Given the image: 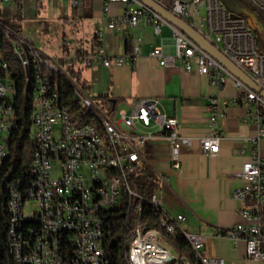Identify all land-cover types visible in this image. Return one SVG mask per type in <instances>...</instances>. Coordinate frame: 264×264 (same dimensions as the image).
<instances>
[{"label":"built area","instance_id":"built-area-1","mask_svg":"<svg viewBox=\"0 0 264 264\" xmlns=\"http://www.w3.org/2000/svg\"><path fill=\"white\" fill-rule=\"evenodd\" d=\"M13 1L28 6L32 1L44 0H0V5ZM164 8L182 20L189 22L207 41L212 43L226 58L248 75L264 90V49L258 36L253 32L250 22L243 16L228 11L223 0H156ZM251 8L264 15V0H244ZM74 6L78 0H72ZM110 3L125 6L120 20L129 23L132 30L139 28L147 19L159 34L163 25L170 24L159 13L140 0H104L107 10ZM197 15L193 24L191 18ZM113 20L108 27L113 29L120 22ZM12 33V41L7 45H20L23 56L33 62L36 70V89L31 137L33 148L27 168H35V175L23 176L8 184V197H3L0 189V231L6 230L8 253L16 264H110L105 251L104 240L111 235L113 224L111 214L128 200L130 210L137 201L136 212L140 214V205L146 199L132 187L131 182L141 165L142 155L138 145L147 138H168L174 155L189 139L184 137L176 118L170 116L157 98L136 100L131 110L115 111L108 107L105 112L94 98L88 96L80 87L79 99L86 108L98 109V114L109 126V132L116 137L118 159L123 160V187L114 186V176L107 169L104 147H97L96 133L87 124L81 129L69 127V120L75 116L65 114L59 105V94L51 91V80L44 74L59 73V64L45 56L35 44V38L23 31ZM134 54L140 52L137 42L142 35H134ZM174 50L166 53L162 47H155L150 56L157 59L161 66L181 65L187 72L192 69V61L197 63L198 71L211 78L213 84L223 87L227 79L236 89V95L229 99L234 104L254 105V120L259 126V134L254 139H264V98L258 92L243 83L223 65L216 62L202 47L179 29H174ZM1 42V37H0ZM5 48H0V166L9 155V141L15 127L14 80L10 72L9 61L3 57ZM100 53L85 57L83 62L91 66ZM105 67L121 66L133 61V55L102 57ZM8 84V85H7ZM222 100L213 97L210 101V133L201 139L202 151L214 156L220 151V136L216 126L224 117ZM174 168L180 167L176 159ZM244 180L234 195L240 202V220L235 223L227 236L235 242H244L247 257L264 260V155L255 151L240 173ZM163 182V178H160ZM159 192V191H158ZM158 192L150 201L159 214L160 226L169 232L189 233L183 223L185 214L172 215L164 209ZM34 201L36 207L29 212L28 203ZM40 219V226L29 227L19 234V241L10 240V230H15L19 220ZM165 218L177 219V226L165 225ZM130 252L129 264L141 252L160 243V231L145 229L138 225ZM197 248L202 249L205 237L190 233ZM70 241H78V248H70ZM176 259L177 264H188L185 257L173 255L166 249L160 261H148L145 264H165ZM213 264H223L221 258L206 257Z\"/></svg>","mask_w":264,"mask_h":264},{"label":"crops","instance_id":"crops-1","mask_svg":"<svg viewBox=\"0 0 264 264\" xmlns=\"http://www.w3.org/2000/svg\"><path fill=\"white\" fill-rule=\"evenodd\" d=\"M15 5L17 12H33L35 15L46 7L56 20L77 26L76 56L78 50L82 51L79 54L81 61L100 53L101 57L88 66V71L95 72V75H89L91 81L80 86L88 96L107 100L111 110V100L115 99L116 112H129L141 98L161 101L166 112L177 119L184 137L189 139L183 143L177 158L168 138H147L138 145L141 164H147L159 178H163L158 196L164 209L172 215L185 214L184 229L205 237L204 256L221 258L223 264H264V260L247 257L244 242H235L227 236L240 220L241 204L234 193L244 184L240 177L243 166L255 151L264 155V139L254 141L260 130L254 120L255 106L229 102L236 95L231 79H227L223 87L213 84L209 76L199 73L195 60L189 72L179 64L161 66L150 52L155 47H162L166 53L172 52L176 27L163 25L160 33L155 34L154 26L145 19L139 28L132 30L127 21L120 20L125 13L123 4L110 3L107 10L104 0H78L77 6L72 0ZM193 17L197 18V15ZM193 17L191 22L194 24ZM116 19L120 22L110 29L109 23ZM137 34L142 35L137 42L141 50L134 54L136 41L133 37ZM86 43L92 46L91 50ZM121 55H133V61L111 67L102 64L104 56ZM213 97L223 101L224 117L216 126L220 151L207 156L202 151L201 139L210 133L209 105ZM176 159L180 162L179 168L173 166Z\"/></svg>","mask_w":264,"mask_h":264},{"label":"trees","instance_id":"trees-1","mask_svg":"<svg viewBox=\"0 0 264 264\" xmlns=\"http://www.w3.org/2000/svg\"><path fill=\"white\" fill-rule=\"evenodd\" d=\"M241 4L242 8L236 6ZM226 8L233 15L243 16L249 21L257 20L263 28L260 30L254 28L253 32L258 36L259 43L264 49V15L251 8L243 0L225 1ZM24 17L22 11L14 17L4 15L0 7V48H5L3 57L9 61L10 72L14 80V108H15V127L12 131L9 141V155L0 166V189L3 197H8V184L11 181L21 179L26 175L28 164L30 163L33 142L31 137L32 117L34 112V77L33 74L36 66L30 62L29 74L31 79L27 80V74L22 66L19 58L13 52L12 46L8 44L10 41L6 38V32L13 31L15 33L23 30ZM11 49H10V47ZM66 40H64V48L66 50ZM130 48V47H128ZM79 57L80 50L77 51ZM44 74L51 80L50 89L59 94V105L65 108L71 116L78 117L76 122L88 121L95 116L93 110L83 108L80 102L76 101V84L68 80L67 73L60 71L58 73V83L56 82L57 73L48 72L46 69ZM84 89V87L82 88ZM95 98V97H94ZM131 185L133 189L146 199L141 215L136 212L137 201H134L130 210L128 209V200L111 214L113 230L110 236L104 240V251L110 260V264H129V252L134 238L136 237V227L138 225L145 229L154 228L163 234L168 235L160 226L159 214L153 204L150 202L153 196L161 189V182L158 175L147 164L139 165L136 175L133 177ZM21 223L22 231H28L27 227H38L37 223ZM170 236V235H169ZM180 247L182 257H185L190 264H200L199 259L190 246L189 242L179 235L176 239ZM6 230L0 231V264H16L13 262L6 244ZM72 248V247H70Z\"/></svg>","mask_w":264,"mask_h":264},{"label":"rangeland","instance_id":"rangeland-1","mask_svg":"<svg viewBox=\"0 0 264 264\" xmlns=\"http://www.w3.org/2000/svg\"><path fill=\"white\" fill-rule=\"evenodd\" d=\"M243 2L245 1L243 0ZM235 3L237 7L242 8L241 4ZM0 7L7 17H14L18 13L13 1L1 4ZM22 15L24 17V30L22 31L30 37L35 38L36 46L45 56L59 64L61 70L67 73L69 81L75 83L77 86H83L85 82L91 81L89 75H95V72H89L88 68L90 67L86 66L85 63L76 56V47L79 40L77 26L74 24H64L62 20H56L54 14L48 12L46 7L39 15H35L33 12H23ZM196 19L197 18L193 17L194 21H196ZM64 35H66V50L64 48ZM86 45H88L89 50H91L92 46L89 43H86ZM69 54L71 57H68ZM58 79L57 73V83ZM95 102L98 103L105 112L108 111L107 100L95 98ZM95 119L96 118L93 117L89 120L95 121ZM74 123L77 124L76 121H74ZM34 207H36L34 201L28 203L29 212L32 211ZM159 237L160 244L164 248L170 250L173 255L182 257L179 244L175 240L174 235L169 236L160 232ZM184 238L186 239V237ZM165 264H177V261L176 259H172Z\"/></svg>","mask_w":264,"mask_h":264},{"label":"bare ground","instance_id":"bare-ground-1","mask_svg":"<svg viewBox=\"0 0 264 264\" xmlns=\"http://www.w3.org/2000/svg\"><path fill=\"white\" fill-rule=\"evenodd\" d=\"M1 29V27H0ZM6 38H8L10 41H12V33L10 31L6 32ZM13 52L17 55L19 58L22 66L24 67L26 74H27V80H30V74H29V61L26 56H23L22 50H20V45H11ZM10 47V46H9ZM11 49V47H10ZM34 91L36 89V77H34ZM76 87V94L79 98L80 94V87ZM79 102L81 103V106L84 108V102L79 99ZM34 108H36V100L34 101ZM86 108V107H85ZM89 110H93L95 112V121H80L74 123V120H69V127H72V129H81V124H87L90 126L91 130H94V133H96V142L97 147H104V156H106V166L107 169L111 170V176H114V186L116 187H123V160L118 159V152H113V149H116V137L111 132H109V126L106 122V119L103 118L102 114H98V109L96 108H88ZM62 111H65V114H69V112L62 108ZM76 117V116H75ZM78 117H76L77 120ZM27 176H33L35 175V168H28L25 172ZM143 206L140 205V214L143 211ZM32 222L37 223L40 226V219L35 218H26L19 220V223L16 224L15 230H10V240L11 241H19V234H22V225L21 223H30ZM31 223V224H32ZM165 225L170 226H177V219L174 218H165ZM35 227V226H34ZM29 229V227H27ZM136 235H137V229H136ZM168 235L175 236V239L180 235V232H178V229H171L168 232ZM182 236L186 237L187 241L189 242L190 246L196 253L200 264H213L212 262L206 261V256H204L202 253H200V249L197 248V243L190 237V233H181ZM70 247L72 248H78V241H70ZM166 248H164L160 243H157L156 246L141 250L140 253H138L135 258L132 259V264H145L148 263V261H160V256L165 254ZM188 264L189 261H188Z\"/></svg>","mask_w":264,"mask_h":264},{"label":"water","instance_id":"water-1","mask_svg":"<svg viewBox=\"0 0 264 264\" xmlns=\"http://www.w3.org/2000/svg\"><path fill=\"white\" fill-rule=\"evenodd\" d=\"M144 4L151 7L157 13H159L163 18H165L170 24L174 25L177 29L183 32L185 35L189 36L193 41H195L200 47H202L216 62L223 65L227 70H229L233 75L239 78L243 83L247 84L250 88L258 92L264 98V90L257 85L248 75H246L241 69H239L235 64H233L228 58H226L212 43L207 41L205 37L200 34L195 28H193L189 22L182 20L181 18L174 15L171 11L164 8L156 0H140ZM229 1V0H225ZM252 29L258 28L262 29L263 26L257 21H249ZM79 102V98H76ZM112 108H115L116 100H111Z\"/></svg>","mask_w":264,"mask_h":264}]
</instances>
